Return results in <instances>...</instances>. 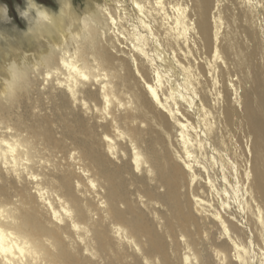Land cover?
Here are the masks:
<instances>
[{
  "label": "bare ground",
  "instance_id": "1",
  "mask_svg": "<svg viewBox=\"0 0 264 264\" xmlns=\"http://www.w3.org/2000/svg\"><path fill=\"white\" fill-rule=\"evenodd\" d=\"M83 1L0 0V264H264V0Z\"/></svg>",
  "mask_w": 264,
  "mask_h": 264
},
{
  "label": "clouds",
  "instance_id": "2",
  "mask_svg": "<svg viewBox=\"0 0 264 264\" xmlns=\"http://www.w3.org/2000/svg\"><path fill=\"white\" fill-rule=\"evenodd\" d=\"M28 3V7L25 8L20 14L22 17L24 18H28V15L31 13V11H35V19L44 23V24H50L52 22L54 13L50 12L47 8H43L40 5H38L36 3V0H27ZM33 5H36V7H33ZM67 6L70 9L72 6V0H68L67 2ZM6 15V13H5ZM81 23H83V20L81 21ZM61 64H64V60L63 58L61 59ZM65 67H68V65H65ZM11 77H12V82L6 80L5 81V85H6V92L5 93H0V97H3L4 95L10 93V94H15V84L13 83L16 80V72L18 71V66L16 65L15 61H13L8 69ZM72 71L76 72L78 76H80L83 80L87 81L89 80V76L85 75L83 72L79 71L78 69H72ZM47 76V73H46ZM103 78L105 80L108 79L107 77V73L104 74ZM96 83L99 84L101 77L97 76L96 78ZM108 87V85H103L101 87V92H103L106 88ZM71 91V89H69ZM148 91L150 93V95L152 96V98L156 101L157 104H159V98L156 96V92L154 89L151 88V86L148 87ZM104 101H105V112H107L108 107L110 106L109 103V97L108 96H104L103 97ZM121 107H123V105H121ZM190 167V166H189ZM217 219H220V217H217ZM234 219V217H233ZM59 222H63V221H59ZM223 224V222H222ZM224 233L225 235L228 234V228L227 225L224 224Z\"/></svg>",
  "mask_w": 264,
  "mask_h": 264
},
{
  "label": "rangeland",
  "instance_id": "3",
  "mask_svg": "<svg viewBox=\"0 0 264 264\" xmlns=\"http://www.w3.org/2000/svg\"><path fill=\"white\" fill-rule=\"evenodd\" d=\"M4 2V4H8L9 6H11L12 8V12H11V18L14 19L16 17L20 18L21 20L23 19V17L21 16V14L19 13V7L24 6L25 4V0H2ZM75 4L79 5V4H83V0H74ZM47 3L50 6L53 7H57V2L56 0H47ZM55 7V8H56Z\"/></svg>",
  "mask_w": 264,
  "mask_h": 264
},
{
  "label": "snow or ice",
  "instance_id": "4",
  "mask_svg": "<svg viewBox=\"0 0 264 264\" xmlns=\"http://www.w3.org/2000/svg\"><path fill=\"white\" fill-rule=\"evenodd\" d=\"M137 7H139V5H137ZM9 132L11 131V129L8 130ZM93 187H95V185H93Z\"/></svg>",
  "mask_w": 264,
  "mask_h": 264
}]
</instances>
